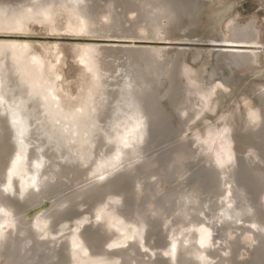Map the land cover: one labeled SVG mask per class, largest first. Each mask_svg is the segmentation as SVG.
I'll use <instances>...</instances> for the list:
<instances>
[{
    "label": "bare ground",
    "instance_id": "1",
    "mask_svg": "<svg viewBox=\"0 0 264 264\" xmlns=\"http://www.w3.org/2000/svg\"><path fill=\"white\" fill-rule=\"evenodd\" d=\"M191 9L187 0H0V35L6 36L0 40V248L8 230L25 236L16 238L17 248L22 241H34L35 227L48 240L40 246L61 244L58 251L51 249L55 264H264V173L251 189L248 164L237 161L235 168L233 162L214 175L201 173L158 201L149 195L142 199L152 191V178L160 185L185 177L189 169L184 162L193 157L183 147L145 156L175 133L162 98H174L176 85L161 92L167 70L159 52L78 43L76 60L87 81L74 96L64 86L66 62L59 44H42L38 52L32 41L20 37L39 24L53 34L63 30L76 37L163 40L164 20L189 17ZM228 32L230 38L217 44L230 48L228 54L211 68L209 87L195 91L201 109H194L187 88L180 110L200 115L215 95L217 77L226 79L234 69L258 62L251 50L263 46L260 30L230 18ZM261 98L262 119L259 111L249 109L248 122L250 129L259 128L254 132L261 153H256L263 162L264 93ZM217 138L232 161L233 137L210 127L205 144ZM166 153L171 170L162 174ZM143 168L148 172L143 174ZM211 182L218 192L205 200L203 189ZM173 197L182 202L171 210L167 204ZM53 198L57 201L43 214L31 220L25 215ZM205 201L228 226L219 250H213L214 229L200 218ZM88 204L84 213L90 217L72 224L74 209ZM169 213L175 216L170 226ZM91 221L100 227H88ZM163 232L167 235L161 239Z\"/></svg>",
    "mask_w": 264,
    "mask_h": 264
},
{
    "label": "rangeland",
    "instance_id": "2",
    "mask_svg": "<svg viewBox=\"0 0 264 264\" xmlns=\"http://www.w3.org/2000/svg\"><path fill=\"white\" fill-rule=\"evenodd\" d=\"M187 1L192 8L191 16H185L178 20L172 19V21L168 19L164 20L166 28L163 34V40L128 39L127 41V38L100 39L96 37L95 39L89 36L76 37L63 30L53 34L47 30L46 25L39 24L31 26L32 32L20 36L23 40L32 41L38 52L42 51V44H59L66 62V65L62 69L64 79L66 80L64 86L74 96L80 94L82 87L87 81L80 64L76 60V45L78 43L100 42L102 45L105 44L104 46L108 43L107 45L109 47H123L125 45L131 48H148L159 52L160 56L162 55V61L165 62L167 73L166 79L162 84L163 86H161V92H166L173 84L176 85L175 91L172 94L174 98H169V96L162 98V104L172 116L171 124L175 133L171 138L159 141L158 146L149 150L145 156L154 154L156 157L157 152L163 153L175 147H183L188 152H191L193 157H189L184 162L189 169L185 177L177 181L168 179L160 185L155 184L157 183V177L152 178L151 183L153 184L155 182L151 186L152 193L143 194L142 199H146L149 195L153 201L161 200L173 193L176 186L180 183L186 184L188 181L196 180L201 173L214 175L223 168L232 165L233 162L235 163V168L237 161L248 164L254 171L248 177V184L251 189L254 188L253 183L260 177V172L262 174L264 173V161L262 162L257 157L261 153L259 148L260 139H257L255 136L259 128L250 129L248 122L250 110L254 112L259 111L260 117L263 112L261 97L264 93V0ZM230 18H235L237 23L243 26L253 23L260 30V41L263 46L260 49L251 50L258 54V62L248 67L234 69L233 74H229L226 79L221 76L217 77L214 81L218 85L215 90V95L211 98L208 107L200 115L197 116L193 115L192 112L187 113L185 110H180L183 108V105H181V97L187 88L192 92L189 97L193 105H196L194 109L197 111L201 109L203 102L200 98L201 96L195 91L209 87L211 68L216 65L217 58L220 55L228 54L226 51L230 50V48L220 47V45L217 46L223 40L230 38V33L228 32ZM58 26L63 29L65 27V21L60 19ZM217 83H222L224 87L219 86ZM168 99H171V101H168ZM189 114L193 116L190 121ZM210 127L224 131L225 134H231L233 137L232 148L234 150V156L232 161H230V151L228 153L226 149L222 148L220 139H215L210 146L202 143V141H208ZM255 130L257 131L254 132ZM201 147L206 148V150ZM170 158L169 153H166L163 157L166 165L161 167L163 170L162 174H166L167 170H171ZM218 159L221 163H217ZM142 171H144L143 174L147 173L148 168H143ZM62 190H65V188ZM203 190L204 195L202 198H205V200L210 199L218 192L216 183L214 182L206 185ZM66 193H63V195ZM5 194L10 195L8 192H5ZM10 197L13 198L14 196L11 195ZM57 199L53 198L51 201L50 199L45 200L37 209L30 210L25 215L31 220L37 214H43ZM181 202L182 200L173 197L171 203L167 204V206L172 210L174 206L179 207ZM20 203H23L22 199ZM116 205L121 207V203ZM208 206L209 204L206 205L205 201L203 205L205 214L201 215L200 218L205 220L214 229L212 238L215 239L217 244L214 249H211L219 250L228 226L223 222H219V211L208 209ZM88 208L89 204L83 207H76L71 214L72 216L69 217L72 224L78 223L79 221L77 220L90 217L89 214L84 213ZM262 211L264 213V207ZM170 214L167 217L169 223L175 219V216ZM21 216H17V219L21 218ZM92 223L91 221L86 225L92 229L100 227V222L98 224ZM170 225L171 223L168 226ZM35 229L34 227L31 230L34 241H22V248L16 247L15 240L18 237L23 240L25 236L18 235L13 230H8L7 238L0 248V264L57 263V258L53 257L54 250L56 249L58 251L61 244L57 247L54 244H48L49 248L54 249L53 251L46 249V246H40V244L46 243L48 240L47 238H40V232ZM236 233L240 234V231L238 230ZM166 235L167 233L163 232L161 239H164L163 236L165 237ZM222 247H225V245ZM240 252L246 254L245 249H242ZM162 257L168 259L164 255ZM247 258L248 256L245 255L243 259Z\"/></svg>",
    "mask_w": 264,
    "mask_h": 264
},
{
    "label": "snow or ice",
    "instance_id": "3",
    "mask_svg": "<svg viewBox=\"0 0 264 264\" xmlns=\"http://www.w3.org/2000/svg\"><path fill=\"white\" fill-rule=\"evenodd\" d=\"M4 37H6V36H4V35H0V40H2V39H4ZM53 99H55V97H53ZM252 116H254V114H251ZM13 123L15 124L16 123V121L15 120H13ZM21 135H22V133H21ZM197 139H199V137H197ZM21 143H23V141H21ZM202 143H207V141H202ZM125 147H128V144L127 143H125ZM17 159H19V157L17 158ZM119 159H120V153H119V151H117V154H116V160L117 161H119ZM217 163H221L220 161H219V159L217 160ZM222 166V165H221ZM10 175H11V173H10ZM105 177L103 176V175H101L100 177H99V179H101V180H103ZM9 183H11V182H9ZM8 189L7 188H5V191H7ZM21 197H23V190H21ZM97 219H99V216L97 217ZM207 235L210 237L211 236V233L209 232V233H207ZM200 246H201V248H203V247H205V240L202 238L201 240H200Z\"/></svg>",
    "mask_w": 264,
    "mask_h": 264
}]
</instances>
